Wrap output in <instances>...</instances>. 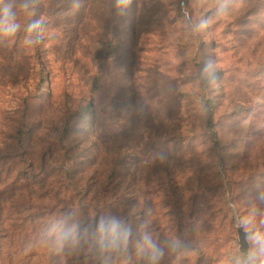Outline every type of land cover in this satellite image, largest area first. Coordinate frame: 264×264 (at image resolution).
Instances as JSON below:
<instances>
[{
    "label": "rangeland",
    "instance_id": "374dc122",
    "mask_svg": "<svg viewBox=\"0 0 264 264\" xmlns=\"http://www.w3.org/2000/svg\"><path fill=\"white\" fill-rule=\"evenodd\" d=\"M181 1L132 0L118 14L114 0H79L78 11L76 0H38L43 42L25 48L20 35L0 43V187L28 185L53 203L71 165L99 199L123 200L133 230L147 219L162 239L186 246L165 264H228L236 222L257 210L264 220V0H184L183 9ZM200 20L207 26L194 31ZM109 30L114 54L93 93ZM202 96L215 103L217 150L195 114ZM169 191L176 212L167 204L161 220ZM25 213L16 229L3 220L0 264H91L82 248L51 242L52 218L76 224L84 209L43 210L35 231L43 239L31 243L37 236L28 233L18 248Z\"/></svg>",
    "mask_w": 264,
    "mask_h": 264
},
{
    "label": "clouds",
    "instance_id": "9594fccd",
    "mask_svg": "<svg viewBox=\"0 0 264 264\" xmlns=\"http://www.w3.org/2000/svg\"><path fill=\"white\" fill-rule=\"evenodd\" d=\"M200 2L205 4L207 0ZM131 5L132 0H114V8L120 14ZM37 7L38 0H0V43L22 35L25 48L40 45L45 38V23L42 18H36ZM80 7L79 0H76L72 10L78 11ZM22 17H26L27 22L22 23ZM206 26L207 21L200 20L193 28L198 32ZM159 159H165L163 153L159 154ZM259 199L264 202V193ZM151 213L152 208L146 206L144 216ZM241 227L248 247L243 250L242 246L238 247L229 256L228 264H264V220L260 219L259 210L250 213ZM51 242L60 250L93 247L98 254L108 258L109 264H165L167 256L180 252L182 248L186 250L182 242L162 239L150 230L147 219L133 230L125 219L113 213L98 217L91 226L82 227L62 220L52 233Z\"/></svg>",
    "mask_w": 264,
    "mask_h": 264
},
{
    "label": "trees",
    "instance_id": "16d2710c",
    "mask_svg": "<svg viewBox=\"0 0 264 264\" xmlns=\"http://www.w3.org/2000/svg\"><path fill=\"white\" fill-rule=\"evenodd\" d=\"M182 3V5H181ZM185 1H181L179 6L181 9L185 6ZM119 14V13H118ZM108 40L107 42L100 47L98 53L95 55L96 60L98 62V70L95 76L92 79L91 83V92L95 93L99 89V84L101 80L102 71L108 69V62L112 58L115 50V30L108 31ZM199 53L194 51L191 55V62L195 63ZM198 76H200V70H197ZM215 103L212 99L205 98L204 96L199 97L195 101V114L198 117V121H202V130L203 135L209 141L210 148L213 150L218 149V130L216 128L215 123V115H214ZM90 115V114H89ZM94 123V119L92 121ZM14 142L17 146H21L23 143V136L21 132H17L14 137ZM64 158L67 157L66 151L63 153V159L61 160V164L65 163ZM218 163V171L216 174L220 173L222 168L223 159L221 157H217L216 159ZM80 171H73L71 165L66 169V183L63 186L64 196L62 198H54L53 203H45L43 201L46 198V194L44 192H39L38 189L31 191L28 185L25 186H11L4 185L0 187V248L2 247V239L3 235H1L2 223L5 220L9 227L12 229H16L18 220L21 218L22 213L26 212L24 218L28 219V230L20 229L22 239L17 243L18 248L20 245L24 244V241L27 238L28 233H35L36 227L39 225L40 214L43 210H54L56 209L59 212L66 211L69 212L71 210L84 209L85 216L78 219L76 224L80 226H91L94 221L100 216H107L109 214H117L121 216L123 219L128 221L129 215H126V211L123 200L113 199L110 201L107 198H98L96 194H92L90 190L84 187L81 180H78V175ZM229 200H234V197L227 193ZM171 199V201H167L163 207L159 210L160 219L163 220L164 216L170 212L165 210V206L167 204H171L173 207L172 212L176 211V204L179 200L174 199L176 197L175 191H169L166 195ZM34 200V201H33ZM237 207V206H236ZM105 208H109L105 210ZM238 210V208H237ZM248 210L243 211V216L246 215ZM229 215V209L226 207L224 217H226V225L227 218ZM60 221H57L56 218H52V224H59ZM242 222V221H241ZM176 225V221H174V226ZM23 228V227H22ZM163 229L159 230V235L163 233ZM37 238L34 239L31 243H35L37 240L43 239V233L36 235ZM82 250H85L83 257L90 259L91 264H109V260L107 257H103L97 253V251L90 246L81 247Z\"/></svg>",
    "mask_w": 264,
    "mask_h": 264
},
{
    "label": "water",
    "instance_id": "95a60500",
    "mask_svg": "<svg viewBox=\"0 0 264 264\" xmlns=\"http://www.w3.org/2000/svg\"><path fill=\"white\" fill-rule=\"evenodd\" d=\"M236 232H237V244L238 247L242 246V250L246 249L248 247V245L246 244L245 240H244V230L243 228L238 224V222H236Z\"/></svg>",
    "mask_w": 264,
    "mask_h": 264
},
{
    "label": "built area",
    "instance_id": "2783aa9c",
    "mask_svg": "<svg viewBox=\"0 0 264 264\" xmlns=\"http://www.w3.org/2000/svg\"><path fill=\"white\" fill-rule=\"evenodd\" d=\"M181 5H182V3H181Z\"/></svg>",
    "mask_w": 264,
    "mask_h": 264
}]
</instances>
